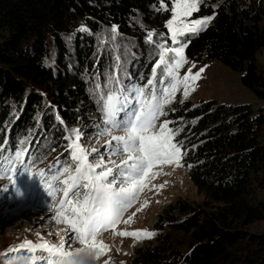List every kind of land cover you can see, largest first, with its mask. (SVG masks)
Instances as JSON below:
<instances>
[{"label":"trees","instance_id":"trees-1","mask_svg":"<svg viewBox=\"0 0 264 264\" xmlns=\"http://www.w3.org/2000/svg\"><path fill=\"white\" fill-rule=\"evenodd\" d=\"M171 2L163 0V5L171 8ZM199 9L193 18H214L190 36L185 58L196 63L217 61L240 73V84L262 106L253 114L245 104L208 100L191 106L184 102L167 117L175 133L173 142L182 149L189 181L215 205L206 210L180 201L167 204L155 215L152 229L159 234L164 227L182 231L188 237L186 249L172 250L168 244L150 250L136 248L135 261L264 264V232L245 229L264 220V72L255 62L256 52L264 47V9L248 0H207ZM168 14L162 0H0V143L8 141L4 157H10L9 152L18 146L26 149L28 143L46 146L34 154L30 146L23 162L40 173L39 192L50 190L49 182H54L52 177L64 166L61 155L51 169L37 168L49 145L53 155L62 149L64 133L59 120L71 127L90 120L89 113L102 118L106 92L95 104L89 91L97 85L95 71L108 65L95 51L100 30L115 26V35L140 55L135 71H128L127 82L143 70L139 84L145 87L142 80L153 77L155 62L145 60V46L149 34L156 40L165 32ZM161 78L162 73L155 77L157 86ZM129 85L138 86L132 80ZM95 128L92 124L91 129ZM7 130L12 131L6 135ZM163 242L167 243L165 234L160 239ZM30 263V259L25 261Z\"/></svg>","mask_w":264,"mask_h":264},{"label":"rangeland","instance_id":"rangeland-1","mask_svg":"<svg viewBox=\"0 0 264 264\" xmlns=\"http://www.w3.org/2000/svg\"><path fill=\"white\" fill-rule=\"evenodd\" d=\"M206 1L207 0H201L200 4ZM248 1L251 4H254V7L264 9V0ZM171 16L172 13L169 11L168 17L163 25L165 32H162V36L156 40H148V43L145 46V60H155L151 68V74H154L153 77L149 75L150 77L147 76V78L142 80V83L144 82L148 86V92L145 91V95L150 98L151 95L155 93L158 98H163V90L165 88H170V86L174 83L177 86V90L172 93L171 102L163 106L165 115L160 117L158 123L168 120L167 117L170 114H173L184 102L189 103L191 106L196 105L200 101L208 100L213 101L215 104L222 105L245 104L249 105L252 113L255 114L262 106V102L256 99L249 90L240 84V73L229 70L217 61L196 63L185 58L186 63H184L180 68L175 69L173 75L169 76L168 69L174 65L175 57L173 53L168 52L164 54V62L160 63V67L156 68L155 72L153 71L157 63L161 61V52L163 49H161L159 45L162 44L165 49L177 47V45L172 43L169 30L166 27V23ZM191 18L198 19L203 17ZM112 29L113 27L108 29L103 28L96 37L97 50L95 51L96 53L98 52L99 56H102V62H108V65L107 63L102 64L98 67V72L95 71L94 79L97 82V85H95V83L94 85L97 88L93 85L91 89H89L91 95L90 97L95 104H98L100 99L103 97V91L106 92V95H110V93L113 95L115 94L118 100L122 103L125 102L126 99L133 101L134 97L131 96V92L134 93V89H140L139 87L143 85L139 84L141 81L140 77L144 75L143 70L141 72L139 71V73L137 72V76L132 77L131 79L133 83L139 87L129 85L131 80L127 82L129 78L128 71L131 68L135 71V66L138 63L137 60L140 55L137 54L134 49H131L127 42L117 37ZM101 47L102 49H100ZM255 62L258 69L264 72V47L260 48L256 52ZM189 69H191L192 74L196 73L200 69H203V71L200 73V78L198 80L192 81L189 79L187 82L188 92L187 95H185L183 77L186 74H189ZM160 73L163 74L157 86V83H154V79L155 77H158ZM123 77L125 79L121 81L120 78ZM149 79H153L152 85H148L147 80ZM118 82L122 84H118ZM113 84H117L115 89L112 88ZM124 84H128L129 86L124 89ZM146 85L141 88H144L145 90ZM98 94H100V96H98ZM106 101L107 98L103 100V103L105 104ZM53 112L55 114L56 110H53ZM101 112L102 118L100 116L95 118L89 113L87 117H89L90 120H86L85 123H76L75 126L71 127L66 124H62V122L56 118L55 120H59L61 124V131L64 133L63 142L61 143L62 149L57 154L53 155V146L49 145L40 155L42 162L37 168L48 167L51 169L54 166V163H56V158L61 155L63 158L61 157L62 159L60 160L63 162L64 166H70L72 164L69 144L77 142L76 135L73 130H75L76 133H79L80 139L78 143H80V145L89 153V162H99V158L102 155L104 157L105 164L108 167L115 168V165L109 162L116 161L119 163L122 157L119 155H112L106 150L107 143L111 140V136L100 134L106 127H109L105 124V106H102ZM15 117L14 120L17 119V117ZM175 120H181V118H176ZM92 124L96 126L95 129H91ZM6 129L7 126L2 129L1 135H5ZM10 131L12 130H7L6 135H8ZM113 134L119 135L121 133L113 130ZM15 137L18 136L15 135ZM66 137L68 139H66ZM27 140L29 139L27 138ZM20 141L21 139H19L18 144H20ZM35 142L41 141L36 140ZM28 144L29 147H33L30 149L33 154L41 152L46 147H43L42 144H36L34 142ZM93 149H98V152L93 151ZM25 150L26 149L23 150L21 146H18L16 150L11 152V156L14 157L15 151L25 152ZM181 158L178 165H164L158 169H154V171L160 172V174L154 179L151 178V173L149 174V178L145 180V183L148 186L138 194L137 198L132 201L130 206L122 213V221L117 224L115 228V231L148 230L149 232L154 233L151 238H141L140 240H135L132 237H120L118 235L113 236V229H109L99 237L111 246V251L108 252L106 256L99 260H95L85 255H80L75 257L74 260H70L71 263L103 264V261L107 259L109 260V264H138L135 261V249L139 248L150 250L155 245L160 248L168 244L170 249L184 252L187 245L186 242L188 240L187 235H185L182 231L169 227H164L161 234L154 232L152 229V222L155 215L167 204L174 201L184 202L185 204L193 207L199 206L200 208L206 210H211V207L213 208L215 204L210 203L202 192L197 191L193 184L189 181L186 166L183 165ZM101 170L102 169H97V171ZM23 173L25 176L31 175V178L34 176L31 172L23 171ZM57 175H59V173ZM31 178L26 177V185L31 184ZM52 185L54 189H57L55 194L52 196V203L43 205L38 202L34 203L33 200L27 199L23 201V197L16 194L15 189L10 190L6 177L0 176V264H25V261L29 258L31 259V262H34L33 264H36V262H38L41 257H45L47 253L39 250L36 252H29L26 249H19L18 246L25 240L39 243L41 237L50 243L58 244L61 237L65 235L66 226L64 224L57 225L53 219L55 209L58 206V200L62 197L58 191L59 185L56 181H54ZM133 213H135L134 216ZM129 216H132V222L124 224L123 220H126ZM245 229L247 232L262 233L264 232V220L254 222L248 225ZM164 234L167 243H160V239ZM69 242L72 244L73 248L79 247L74 240ZM65 247L67 248V245Z\"/></svg>","mask_w":264,"mask_h":264},{"label":"snow or ice","instance_id":"snow-or-ice-1","mask_svg":"<svg viewBox=\"0 0 264 264\" xmlns=\"http://www.w3.org/2000/svg\"><path fill=\"white\" fill-rule=\"evenodd\" d=\"M200 3L201 0H172V7L167 8L162 0V7L172 13L166 27L172 43L177 47L165 49L162 44L159 45L163 51L161 61L155 66L154 72L160 67V63L164 62V54L168 52L173 53L175 57L174 65L168 69L169 76L186 63L184 50L190 36L206 28L214 18L212 16L191 18L194 12L200 10ZM112 31H116L115 26ZM148 38L151 41L152 34H149ZM202 71L203 69H200L192 74L189 69V74L183 77L185 95L188 92L189 79L198 80ZM147 83L152 85L153 79H149ZM176 90L177 86L174 83L170 88L163 90V98H158L155 93L149 98L145 95L144 88L134 89L133 91L137 93L135 103L127 99L120 103L116 96H107L105 124L109 127L100 134L111 136L106 150L112 155L122 157L119 163L109 162L114 164L115 168L108 167L102 155L99 162H89V153L78 143L79 133L73 130L77 142L69 144L72 164L62 165L61 169H58L59 175L52 177L59 185L58 191L62 197L58 200L53 219L57 225L66 226L65 235L58 244L50 243L43 237L39 243L25 240L18 246L19 249L47 253V257H41L46 260V264H64L65 260H74L80 255L95 260L106 256L111 251V246L99 237L109 229H113V236L132 237L135 240L151 238L154 235L148 230L115 231V228L122 221V213L148 186L145 180L149 178V174L151 173V178L154 179L160 174L154 169L164 165L179 164L181 148L178 142H173L175 133L168 127L171 121L164 120L158 123L160 117L165 115L163 106L171 102L172 93ZM113 130L121 134H113ZM7 143L8 141L5 140L0 144V157L9 163L8 172L16 174L18 169L15 165L18 162L23 164L21 157L24 152L15 151L14 159L4 157L3 153L7 151L4 145ZM93 151L98 152V149ZM97 169L102 170L97 171ZM48 187L49 196H53L57 189H54L50 182ZM131 222L132 216L123 220L124 224ZM73 240L79 247H72L69 241ZM103 264H109V260L105 259Z\"/></svg>","mask_w":264,"mask_h":264},{"label":"bare ground","instance_id":"bare-ground-1","mask_svg":"<svg viewBox=\"0 0 264 264\" xmlns=\"http://www.w3.org/2000/svg\"><path fill=\"white\" fill-rule=\"evenodd\" d=\"M163 74V73H162ZM122 98V97H121ZM120 101V100H119ZM121 102V101H120Z\"/></svg>","mask_w":264,"mask_h":264}]
</instances>
